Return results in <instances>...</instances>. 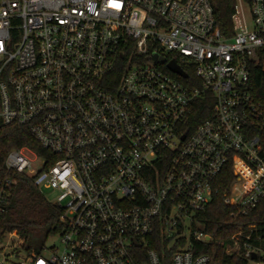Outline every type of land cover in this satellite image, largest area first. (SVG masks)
I'll return each mask as SVG.
<instances>
[{
  "label": "built area",
  "instance_id": "2783aa9c",
  "mask_svg": "<svg viewBox=\"0 0 264 264\" xmlns=\"http://www.w3.org/2000/svg\"><path fill=\"white\" fill-rule=\"evenodd\" d=\"M263 49L264 0H237L229 38L210 0H0V127L26 129L48 155L5 156L0 224L14 174L53 191L62 211L59 245L14 244L7 258L15 231L0 238V264H209L199 250L214 241L195 216L225 169L226 205L246 215L264 203V98L250 82ZM155 55L177 57L195 84ZM207 95L211 117L190 128ZM230 241L217 244L264 264V225Z\"/></svg>",
  "mask_w": 264,
  "mask_h": 264
},
{
  "label": "trees",
  "instance_id": "16d2710c",
  "mask_svg": "<svg viewBox=\"0 0 264 264\" xmlns=\"http://www.w3.org/2000/svg\"><path fill=\"white\" fill-rule=\"evenodd\" d=\"M246 1L249 2L250 0ZM210 3L214 10L217 26L225 37H231L237 0H210ZM125 53L127 57V52ZM174 59L188 73L190 78L184 80L173 73L171 75L185 84H195L193 69L181 64L177 57L168 56V60ZM251 67L250 82L253 94L257 99H263L264 49L261 50ZM164 70L169 72L166 68ZM212 107L211 95L198 100L192 109L190 128L211 117ZM261 137L264 140L263 134ZM23 147L35 150L43 157L48 156L26 129L18 126L0 127V165L11 150ZM13 177L18 183L12 190L8 214L0 224V238L16 231L22 239L23 248L26 251L34 250L40 253L47 246L48 241L62 230L60 221L62 211L46 198L44 193L35 185L32 177L23 174H14ZM234 181L233 168L229 166L223 172L222 183L218 184L220 194L215 196L205 211L195 216L196 220L202 223L205 232L214 241V243H203L199 250V254L209 256V264H250V261L243 254H228L226 247H221L217 243L230 245L232 235L240 228L251 224L264 225V203L246 215L239 213L235 207L224 203L225 195L229 192ZM157 240L160 242L159 237ZM172 254L173 251L168 253V257H171Z\"/></svg>",
  "mask_w": 264,
  "mask_h": 264
},
{
  "label": "rangeland",
  "instance_id": "374dc122",
  "mask_svg": "<svg viewBox=\"0 0 264 264\" xmlns=\"http://www.w3.org/2000/svg\"><path fill=\"white\" fill-rule=\"evenodd\" d=\"M28 156L30 158H34V155L28 153ZM34 168L36 170H41L42 169V165H41V159H39V161L37 163H34ZM44 195L46 196V198L51 202L54 203L55 200V196L53 194V191L51 190H43ZM14 244H17V249L20 253L24 254V250L21 248V246L23 245V242L19 239V238H12V240L10 241V244L8 245V247L6 248V250L4 251L3 256H6L7 258L12 257L13 252H14ZM53 245H59V237L55 236L53 238H51L48 243L47 246H53ZM228 249H226L227 251ZM3 256L0 255V260L3 259Z\"/></svg>",
  "mask_w": 264,
  "mask_h": 264
},
{
  "label": "water",
  "instance_id": "95a60500",
  "mask_svg": "<svg viewBox=\"0 0 264 264\" xmlns=\"http://www.w3.org/2000/svg\"><path fill=\"white\" fill-rule=\"evenodd\" d=\"M154 58L160 64L165 65L171 73L183 79H187L189 77L188 73L175 60L168 61L166 58L158 57V55H155ZM253 258H255V256H253Z\"/></svg>",
  "mask_w": 264,
  "mask_h": 264
}]
</instances>
